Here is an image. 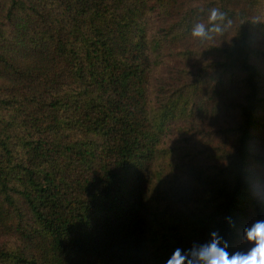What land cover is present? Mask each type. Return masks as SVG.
I'll list each match as a JSON object with an SVG mask.
<instances>
[{"label": "trees", "instance_id": "1", "mask_svg": "<svg viewBox=\"0 0 264 264\" xmlns=\"http://www.w3.org/2000/svg\"><path fill=\"white\" fill-rule=\"evenodd\" d=\"M260 218L264 0H0V264L246 250Z\"/></svg>", "mask_w": 264, "mask_h": 264}, {"label": "clouds", "instance_id": "2", "mask_svg": "<svg viewBox=\"0 0 264 264\" xmlns=\"http://www.w3.org/2000/svg\"><path fill=\"white\" fill-rule=\"evenodd\" d=\"M227 14L219 8L210 9L207 24L196 23L191 35L207 41L222 34ZM230 227H236L231 216L225 217ZM246 250H230L229 240L219 229H212L203 240H194L188 247H177L169 254L165 264H264V218L255 219L242 229Z\"/></svg>", "mask_w": 264, "mask_h": 264}, {"label": "rangeland", "instance_id": "3", "mask_svg": "<svg viewBox=\"0 0 264 264\" xmlns=\"http://www.w3.org/2000/svg\"><path fill=\"white\" fill-rule=\"evenodd\" d=\"M238 93L236 92L235 89H231L230 91H228L227 93L224 94L225 99H235L237 98ZM203 117L200 115L199 119L197 120V123L195 124V128L194 129H199L200 128V123L199 121L202 119ZM225 120H230L229 117H225Z\"/></svg>", "mask_w": 264, "mask_h": 264}]
</instances>
